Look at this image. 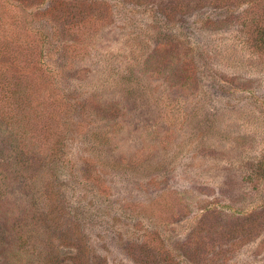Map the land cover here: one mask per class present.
Here are the masks:
<instances>
[{"label":"rangeland","instance_id":"374dc122","mask_svg":"<svg viewBox=\"0 0 264 264\" xmlns=\"http://www.w3.org/2000/svg\"><path fill=\"white\" fill-rule=\"evenodd\" d=\"M256 25L264 0H0V264H264Z\"/></svg>","mask_w":264,"mask_h":264},{"label":"trees","instance_id":"16d2710c","mask_svg":"<svg viewBox=\"0 0 264 264\" xmlns=\"http://www.w3.org/2000/svg\"><path fill=\"white\" fill-rule=\"evenodd\" d=\"M254 31L258 34L257 43L258 45L264 46V25L262 26H254ZM247 182L252 186V189L257 192L264 191V157H262L259 161H256L255 165L250 168V172L248 177L246 178ZM264 210V204L261 208V211ZM255 218H250V222L254 221ZM253 224H257L252 222ZM247 228H249L247 226Z\"/></svg>","mask_w":264,"mask_h":264}]
</instances>
